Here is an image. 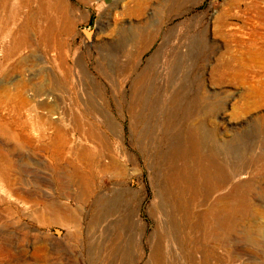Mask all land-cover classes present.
Returning <instances> with one entry per match:
<instances>
[{
  "label": "rangeland",
  "instance_id": "1",
  "mask_svg": "<svg viewBox=\"0 0 264 264\" xmlns=\"http://www.w3.org/2000/svg\"><path fill=\"white\" fill-rule=\"evenodd\" d=\"M54 2L59 10L48 9L50 19L60 26L71 22L58 49L38 45L36 28L40 25H29L30 46L0 72V93L20 87L23 92L38 89L42 97L48 96L35 112L20 111V117L30 122L28 138L39 149L31 156L40 162L22 168L48 183L44 189L47 202H53L60 215L81 210L84 240L88 205L74 201L75 188L63 180L66 171L61 169L71 167L72 156L68 153L62 160L48 156L45 149L56 129L36 122V115L54 121L68 147H93L87 133L88 129L97 131L108 141L113 156L125 162L124 182L135 193L128 210H136L146 231L134 235V243L140 242L136 253L139 248L141 253L115 264H144L155 189L150 170L130 137L127 111L136 102L142 104L144 114H149L144 121L157 125L153 132L159 133L158 124L165 119L167 108L177 101L175 120L165 129L170 138H179L183 144L188 128L202 126L206 151H216L215 162L226 170L230 165L234 171L231 183L236 187L240 218L231 239L219 244L216 264H264V242L255 233L264 236V2L156 0L138 17L123 16L117 7H110L95 20L87 19L86 11L75 9L71 0ZM35 6L29 1L24 14L28 17ZM221 14L226 22L217 27ZM3 42L0 36V46ZM3 141L7 140L0 137ZM28 146L24 153L33 149ZM112 185L106 178L99 182L102 200L111 194ZM6 199L11 213L0 214V264H75L78 248L67 235L72 229L40 225L39 214L30 203Z\"/></svg>",
  "mask_w": 264,
  "mask_h": 264
},
{
  "label": "bare ground",
  "instance_id": "2",
  "mask_svg": "<svg viewBox=\"0 0 264 264\" xmlns=\"http://www.w3.org/2000/svg\"><path fill=\"white\" fill-rule=\"evenodd\" d=\"M29 1L0 0V13L4 12V19L0 18V36L6 40L0 46L1 73L7 70L5 65L9 64L13 56H19V52L30 46L26 31L29 25H40L36 28V43L53 51L58 49L60 37L71 29V22L60 26L53 17L50 19V13L47 14L50 8L59 10L55 0H32L36 6L27 17L24 10ZM253 2L255 4L264 0ZM225 17L224 14L218 17L217 27L225 25ZM44 99L48 100V96L42 97L38 89H26L23 92L22 88L16 87L12 93H0V137L7 140L0 142V214L1 211L4 214L11 213L6 198L13 197L19 202L30 203V208L36 209L40 225L57 224L72 229L74 236L79 237L82 229L79 220L81 210L77 208L60 215L57 206L47 202L45 197L44 189L48 183L22 168L40 162L31 156L37 154L39 149L33 148L26 133L29 119L20 117V111L25 109L29 113L35 112ZM171 104L174 105L167 108L165 119L158 124L159 133L153 132L157 125L144 121L143 117L147 119L149 114H144L142 104L136 102L127 111L130 137H134L137 152L150 170V184L155 189L148 212L152 227L151 232L146 234L147 254L144 264H216L219 261V244L231 239L236 221L240 218L236 213L240 210H237L236 187L231 183L234 171L230 165H227L226 170L215 162L216 156L218 158L216 151H206L202 126L188 128L183 136V144L179 138L174 139L176 141L170 138L165 129L175 120L173 116L178 103ZM35 118L36 122L56 129L50 137V146L45 149L48 156L53 160H62L68 153L72 156L71 169L61 168L66 171L62 175H65L63 180L75 188L74 201L88 205L84 245L91 256V264H95L96 252L100 251L103 254L100 264L130 260L138 251L141 253L140 248L136 253V246H140V242L134 243V235L138 231L144 235L146 230L136 218V210H128L135 193L124 182L127 175L125 162L113 156L108 141L97 131L88 129L87 136L93 147H68V140L54 121L48 116L36 115ZM104 125L112 128L109 122H104ZM28 145L33 148L31 152L27 151L29 154L23 152L26 151L24 146ZM104 178L113 182V185L111 194L102 200L99 182L104 181ZM45 214L50 217L46 218ZM1 223L3 220L0 216ZM255 233L264 242V236Z\"/></svg>",
  "mask_w": 264,
  "mask_h": 264
},
{
  "label": "crops",
  "instance_id": "3",
  "mask_svg": "<svg viewBox=\"0 0 264 264\" xmlns=\"http://www.w3.org/2000/svg\"><path fill=\"white\" fill-rule=\"evenodd\" d=\"M154 1L156 0H71V5L74 6L75 9L78 8L86 11L87 19L93 18L95 20L99 13L110 7H117L119 10H121L123 16L138 17L143 12V9L148 8L149 5ZM157 1L164 3L165 0ZM139 39L145 40L142 38ZM139 39L129 38L128 40L137 41ZM67 235L68 238L73 239L74 242H76V246L78 248L77 254L73 256L75 264H91V256L88 255L87 249H85L86 244L84 246V236L81 234L82 236L80 235L79 237H76L72 231H67ZM77 239H79V241ZM102 256L103 254L101 251L100 253L96 252L95 264H100L102 262Z\"/></svg>",
  "mask_w": 264,
  "mask_h": 264
}]
</instances>
